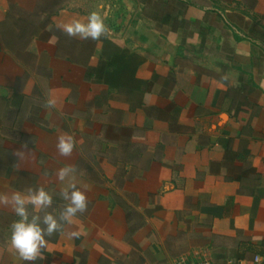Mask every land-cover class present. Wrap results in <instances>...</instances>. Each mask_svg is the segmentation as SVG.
Segmentation results:
<instances>
[{
    "label": "crops",
    "instance_id": "crops-1",
    "mask_svg": "<svg viewBox=\"0 0 264 264\" xmlns=\"http://www.w3.org/2000/svg\"><path fill=\"white\" fill-rule=\"evenodd\" d=\"M109 2L0 0V193L43 187L58 217L73 166L88 200L34 262L0 205V264H264V0ZM93 12L99 40L57 27Z\"/></svg>",
    "mask_w": 264,
    "mask_h": 264
},
{
    "label": "clouds",
    "instance_id": "clouds-1",
    "mask_svg": "<svg viewBox=\"0 0 264 264\" xmlns=\"http://www.w3.org/2000/svg\"><path fill=\"white\" fill-rule=\"evenodd\" d=\"M57 27L68 37L82 40H99L106 36L109 29L103 19L95 12L90 13L86 22L79 19L67 23L58 24ZM55 99H47L45 107H55ZM75 147L74 139L69 134L59 135L56 142V150L62 157H70ZM27 150L23 145L14 155L20 158ZM76 169L73 166H65L56 172L57 179L64 185L59 193L67 203L62 207L58 217L48 212L53 204V198L43 187L37 190L29 188L26 193L14 192L9 196L0 193V205L11 206L15 215L19 217L11 225L10 244L19 259L26 262H34L41 254V250L47 246V237L61 231L65 224H72L77 214L87 211L88 200L84 190L77 186ZM31 205L35 214H30L28 206ZM39 213H43L40 215ZM78 237L79 233H70Z\"/></svg>",
    "mask_w": 264,
    "mask_h": 264
},
{
    "label": "built area",
    "instance_id": "built-area-1",
    "mask_svg": "<svg viewBox=\"0 0 264 264\" xmlns=\"http://www.w3.org/2000/svg\"><path fill=\"white\" fill-rule=\"evenodd\" d=\"M255 260L259 261V256H256ZM176 264H213V262L204 251H197L192 257L180 256L177 258Z\"/></svg>",
    "mask_w": 264,
    "mask_h": 264
},
{
    "label": "rangeland",
    "instance_id": "rangeland-1",
    "mask_svg": "<svg viewBox=\"0 0 264 264\" xmlns=\"http://www.w3.org/2000/svg\"><path fill=\"white\" fill-rule=\"evenodd\" d=\"M64 0H59V2L62 4V2H63ZM66 1V0H65ZM95 2V1H97L99 4H97L98 6H100V7H98L97 5H95V6H93V4H91V2ZM110 0H85V9H87V10H92V9H94V8H96L97 10H99L101 13H102V15H105L106 14V12H107V10H108V2H109ZM110 3V2H109Z\"/></svg>",
    "mask_w": 264,
    "mask_h": 264
}]
</instances>
